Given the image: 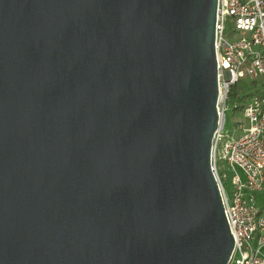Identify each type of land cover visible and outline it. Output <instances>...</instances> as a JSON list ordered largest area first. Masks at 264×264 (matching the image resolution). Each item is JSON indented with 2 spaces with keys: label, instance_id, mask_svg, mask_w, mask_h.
<instances>
[{
  "label": "water",
  "instance_id": "95a60500",
  "mask_svg": "<svg viewBox=\"0 0 264 264\" xmlns=\"http://www.w3.org/2000/svg\"><path fill=\"white\" fill-rule=\"evenodd\" d=\"M217 5L0 0V264L229 263Z\"/></svg>",
  "mask_w": 264,
  "mask_h": 264
},
{
  "label": "built area",
  "instance_id": "2783aa9c",
  "mask_svg": "<svg viewBox=\"0 0 264 264\" xmlns=\"http://www.w3.org/2000/svg\"><path fill=\"white\" fill-rule=\"evenodd\" d=\"M229 19L232 40L225 33ZM214 48L218 125L212 140L211 169L235 241L228 264H264V95L239 90L241 80L255 84L264 76V0H218ZM238 98L244 102L243 120L237 124L241 135L231 138L223 132L225 114L228 104ZM222 169L232 174L231 196Z\"/></svg>",
  "mask_w": 264,
  "mask_h": 264
},
{
  "label": "rangeland",
  "instance_id": "374dc122",
  "mask_svg": "<svg viewBox=\"0 0 264 264\" xmlns=\"http://www.w3.org/2000/svg\"><path fill=\"white\" fill-rule=\"evenodd\" d=\"M232 31H233V23L232 20L229 19L226 25V37H228L230 40H232ZM235 37H237L235 35ZM239 90H244L242 92H249L247 94H255L257 93L260 96L264 95V76H262L255 84L250 83L247 80H241L239 83ZM249 100V97H247L246 102ZM244 102L241 100V98H238L236 100V103H230L228 104V111L226 112V117H225V126H224V134L229 135L231 138L232 137H238L241 135V133L237 130V124L242 122V106ZM234 105H236L234 107ZM223 173H226L227 175V180L225 181V189L228 193L229 196L230 194V178H231V173L226 170L222 169Z\"/></svg>",
  "mask_w": 264,
  "mask_h": 264
}]
</instances>
